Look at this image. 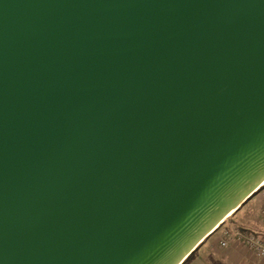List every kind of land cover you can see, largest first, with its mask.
<instances>
[{"label":"water","instance_id":"water-1","mask_svg":"<svg viewBox=\"0 0 264 264\" xmlns=\"http://www.w3.org/2000/svg\"><path fill=\"white\" fill-rule=\"evenodd\" d=\"M264 188V0H0V264H185Z\"/></svg>","mask_w":264,"mask_h":264},{"label":"crops","instance_id":"crops-1","mask_svg":"<svg viewBox=\"0 0 264 264\" xmlns=\"http://www.w3.org/2000/svg\"><path fill=\"white\" fill-rule=\"evenodd\" d=\"M263 207L264 202L257 205L253 196L231 216L232 222L230 224L225 222L218 231L205 240L185 264H264V258L250 251L242 237H237L226 248L220 246L225 231L230 229H239L243 233H254L264 239Z\"/></svg>","mask_w":264,"mask_h":264},{"label":"built area","instance_id":"built-area-1","mask_svg":"<svg viewBox=\"0 0 264 264\" xmlns=\"http://www.w3.org/2000/svg\"><path fill=\"white\" fill-rule=\"evenodd\" d=\"M262 216L264 217V207L262 209ZM237 237L244 238L247 248L259 257L264 258V239L254 233H243L239 229L227 230L224 233V238L220 241V246L226 248Z\"/></svg>","mask_w":264,"mask_h":264},{"label":"rangeland","instance_id":"rangeland-1","mask_svg":"<svg viewBox=\"0 0 264 264\" xmlns=\"http://www.w3.org/2000/svg\"><path fill=\"white\" fill-rule=\"evenodd\" d=\"M255 202L257 205H261L264 202V190L261 192L257 193L255 196ZM232 222V217L228 218L226 220V224H230ZM231 230V229H230Z\"/></svg>","mask_w":264,"mask_h":264},{"label":"bare ground","instance_id":"bare-ground-1","mask_svg":"<svg viewBox=\"0 0 264 264\" xmlns=\"http://www.w3.org/2000/svg\"><path fill=\"white\" fill-rule=\"evenodd\" d=\"M237 211H234V212H232L230 215H229V217H231L233 214H235ZM228 217V218H229Z\"/></svg>","mask_w":264,"mask_h":264},{"label":"trees","instance_id":"trees-1","mask_svg":"<svg viewBox=\"0 0 264 264\" xmlns=\"http://www.w3.org/2000/svg\"><path fill=\"white\" fill-rule=\"evenodd\" d=\"M234 215V214H233ZM230 218V217H229Z\"/></svg>","mask_w":264,"mask_h":264}]
</instances>
